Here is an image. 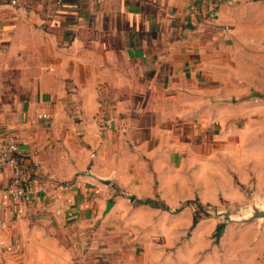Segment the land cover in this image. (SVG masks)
<instances>
[{"label": "crops", "instance_id": "crops-1", "mask_svg": "<svg viewBox=\"0 0 264 264\" xmlns=\"http://www.w3.org/2000/svg\"><path fill=\"white\" fill-rule=\"evenodd\" d=\"M7 135L71 187L17 213L0 167L5 264H264V0H0Z\"/></svg>", "mask_w": 264, "mask_h": 264}, {"label": "built area", "instance_id": "built-area-1", "mask_svg": "<svg viewBox=\"0 0 264 264\" xmlns=\"http://www.w3.org/2000/svg\"><path fill=\"white\" fill-rule=\"evenodd\" d=\"M172 18H169L171 21ZM182 23L187 25L189 21L183 19ZM225 28H228L225 25ZM42 117L48 119L49 115L42 114ZM96 132L104 135L113 129V123L107 118H98L95 121ZM25 157L28 158L33 167L39 166L37 152L25 154L21 151L19 144L14 136L7 135L0 137V167H7L10 170V181L4 188V193L8 196L11 204H13L17 213L25 211L26 200L29 196L40 195L45 199H54L62 190H68L71 184L67 181H59L50 187L43 183L34 182L32 175L25 165ZM2 202L0 201V254L3 252H12L20 250L22 244L20 242L8 241L3 234L4 219L1 213Z\"/></svg>", "mask_w": 264, "mask_h": 264}, {"label": "rangeland", "instance_id": "rangeland-1", "mask_svg": "<svg viewBox=\"0 0 264 264\" xmlns=\"http://www.w3.org/2000/svg\"><path fill=\"white\" fill-rule=\"evenodd\" d=\"M224 207H221L219 210L214 211L211 209V207H208L210 210L209 214L211 216H214L216 220L218 221H223L226 223V225H229L234 222L242 223L245 221L247 218L244 217L249 211V205L245 203H240V204H222ZM2 256V255H0ZM0 264H5V259L0 257Z\"/></svg>", "mask_w": 264, "mask_h": 264}, {"label": "trees", "instance_id": "trees-1", "mask_svg": "<svg viewBox=\"0 0 264 264\" xmlns=\"http://www.w3.org/2000/svg\"><path fill=\"white\" fill-rule=\"evenodd\" d=\"M144 203H148V204H153V205H159V202L156 200H143ZM163 207H166L165 205L162 204ZM168 208V207H167ZM179 208L174 209V211L178 210ZM202 209V208H201ZM202 211L205 212V210L202 209ZM206 214V213H205ZM201 217V214L198 213V210L196 209L194 212V216H193V220H192V224H191V228L197 223L198 219ZM224 227V222L221 221L217 224L215 232H214V236H215V240L218 239V237L221 234V231Z\"/></svg>", "mask_w": 264, "mask_h": 264}, {"label": "water", "instance_id": "water-1", "mask_svg": "<svg viewBox=\"0 0 264 264\" xmlns=\"http://www.w3.org/2000/svg\"><path fill=\"white\" fill-rule=\"evenodd\" d=\"M93 178H95L96 180H98V181H100L102 183H109V181H110L109 178H99V177L94 176V175H93ZM127 195H128L129 198H132L133 197L132 194H127ZM109 203H111V202H109ZM109 203L107 204V209H108Z\"/></svg>", "mask_w": 264, "mask_h": 264}]
</instances>
